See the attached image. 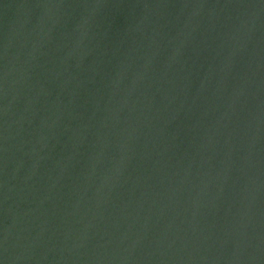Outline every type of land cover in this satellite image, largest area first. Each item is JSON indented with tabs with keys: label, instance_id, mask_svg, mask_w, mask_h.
<instances>
[{
	"label": "water",
	"instance_id": "1",
	"mask_svg": "<svg viewBox=\"0 0 264 264\" xmlns=\"http://www.w3.org/2000/svg\"><path fill=\"white\" fill-rule=\"evenodd\" d=\"M0 264H264V0H0Z\"/></svg>",
	"mask_w": 264,
	"mask_h": 264
}]
</instances>
